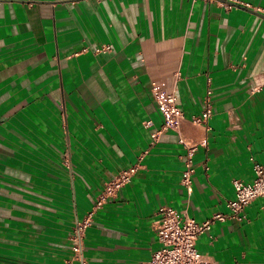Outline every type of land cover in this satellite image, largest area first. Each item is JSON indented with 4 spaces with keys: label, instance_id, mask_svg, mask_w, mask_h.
<instances>
[{
    "label": "crops",
    "instance_id": "1",
    "mask_svg": "<svg viewBox=\"0 0 264 264\" xmlns=\"http://www.w3.org/2000/svg\"><path fill=\"white\" fill-rule=\"evenodd\" d=\"M238 1L0 0V264H68L75 222L137 163L95 213L85 264L150 260L161 205L199 222L230 212L233 180L264 165V0ZM153 80L176 86L186 116L155 143ZM209 88L206 128L191 117ZM185 142L198 145L192 195ZM196 245L218 264H264V197Z\"/></svg>",
    "mask_w": 264,
    "mask_h": 264
},
{
    "label": "built area",
    "instance_id": "2",
    "mask_svg": "<svg viewBox=\"0 0 264 264\" xmlns=\"http://www.w3.org/2000/svg\"><path fill=\"white\" fill-rule=\"evenodd\" d=\"M240 2L238 0H228ZM259 88V87H258ZM256 87V89H258ZM151 94L158 108L163 115V124L159 130L152 133V142L159 139L161 132L165 130H175L180 132L185 113L179 105L177 89L175 85H168L164 82L153 80L151 82ZM211 88L208 89L203 110L200 115H193L191 121L209 128V120L213 115ZM152 121H147L146 126H151ZM186 147V168L183 173L182 183L187 188L188 194L192 195V174L194 167V154L198 148L197 144L185 142ZM253 160L254 179L246 182L242 179H234V198L228 200L230 212L228 214L217 212L204 221H197L186 212L178 211L170 205H161L158 213L161 221L158 229V239L160 248L154 252L150 260L142 261L138 264H218L215 259L202 253L196 245L197 239L205 232H209L216 221H226L229 218L242 220L245 218V210L248 205L259 197H264V165ZM142 167L141 163L134 164L121 170L117 175L104 183L103 189L98 194L95 203L83 219L75 222L71 234L73 257L68 262L79 261L85 264L84 238L87 229L94 221V215L108 202L116 198L119 191L127 184L132 183L138 171Z\"/></svg>",
    "mask_w": 264,
    "mask_h": 264
},
{
    "label": "water",
    "instance_id": "3",
    "mask_svg": "<svg viewBox=\"0 0 264 264\" xmlns=\"http://www.w3.org/2000/svg\"><path fill=\"white\" fill-rule=\"evenodd\" d=\"M230 3L233 4V5H235V6H239V7L246 8V7H244L243 5H240V4H238V3H234V2H230Z\"/></svg>",
    "mask_w": 264,
    "mask_h": 264
}]
</instances>
